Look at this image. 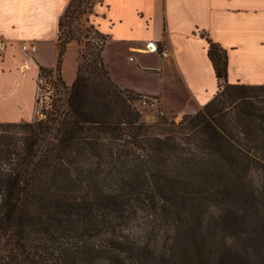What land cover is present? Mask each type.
Masks as SVG:
<instances>
[{
	"label": "trees",
	"instance_id": "obj_1",
	"mask_svg": "<svg viewBox=\"0 0 264 264\" xmlns=\"http://www.w3.org/2000/svg\"><path fill=\"white\" fill-rule=\"evenodd\" d=\"M94 6L67 0L58 19L44 118L0 123V264H264V85H229L226 51L207 40L218 93L145 123L142 95L111 79Z\"/></svg>",
	"mask_w": 264,
	"mask_h": 264
},
{
	"label": "crops",
	"instance_id": "obj_2",
	"mask_svg": "<svg viewBox=\"0 0 264 264\" xmlns=\"http://www.w3.org/2000/svg\"><path fill=\"white\" fill-rule=\"evenodd\" d=\"M155 3L124 0V11L122 8L116 22L121 29L119 40L129 52H145L137 47L142 42L160 48V66L156 71L161 76L164 63L171 61L169 72L173 70L175 79L169 83V109L163 108L160 91L135 92L159 98L162 109L178 118L204 107L219 91L207 54V40L226 51L229 85H264V0H159L158 3L155 0ZM66 5L67 0H0V123L35 120L33 81L40 68L55 71L56 67H48L41 57H34L19 79L13 80L11 73L23 62L22 45L36 46L47 41L56 45L58 19ZM95 12L96 25L108 38L101 30L103 19L97 7ZM139 69L154 70L142 66ZM109 73L113 82L126 88L111 70Z\"/></svg>",
	"mask_w": 264,
	"mask_h": 264
},
{
	"label": "rangeland",
	"instance_id": "obj_3",
	"mask_svg": "<svg viewBox=\"0 0 264 264\" xmlns=\"http://www.w3.org/2000/svg\"><path fill=\"white\" fill-rule=\"evenodd\" d=\"M126 1V0H125ZM134 1V0H130ZM153 4L155 0H151ZM157 3L159 0H156ZM94 9L93 14H96L95 9L99 10V16L103 21H101V30H104L105 34L108 35L106 47L103 52V57L105 63L109 70L112 71L115 79L124 87L129 90L142 91L145 93L158 92L160 91L163 96V108L169 109V83L172 79H175L173 75V70L169 72V64L171 61L169 59L164 63L162 76L156 69L160 66V57L159 52L160 48L156 46V52H129L125 45L119 40L120 25L116 22L118 14L124 11V0H94ZM156 6V5H155ZM95 12V13H94ZM159 12V11H158ZM89 20L88 25L95 26L97 23V18H94L93 15L86 16ZM85 17V19H86ZM84 26H87L83 23ZM152 24V26H154ZM84 41L81 42L79 50L83 48ZM146 42L139 43L137 47L146 49ZM23 46V45H22ZM21 46V53L23 56V62L30 63L32 58L41 57L44 63L48 67H56V45L53 41H47L42 44L36 45V53L33 55H27ZM77 55H78V46L75 42H70L65 51V55L61 62L60 72L64 82L73 83L76 78L77 70ZM22 62V63H23ZM11 63V62H10ZM149 67L153 68V71L142 70L139 67ZM20 73L18 68H13L11 77L13 80L19 79ZM162 77V81L160 79ZM34 86L36 89V83L34 79ZM30 78L28 84L30 86ZM138 93V92H136ZM218 93V91H217ZM216 93V94H217ZM141 94V93H138ZM142 98L139 101L135 102L136 108L141 113V120L145 123L154 122L158 116H164L168 120L174 119L175 122H179L182 117L178 118L169 112H165L159 103V98L145 96L143 94ZM203 108V107H202ZM199 110L185 115H194ZM237 104L232 105L229 102H226L224 105H220L219 109L228 116H236L234 114ZM37 114L35 120H40L44 118L42 109L39 106H36Z\"/></svg>",
	"mask_w": 264,
	"mask_h": 264
},
{
	"label": "built area",
	"instance_id": "obj_4",
	"mask_svg": "<svg viewBox=\"0 0 264 264\" xmlns=\"http://www.w3.org/2000/svg\"><path fill=\"white\" fill-rule=\"evenodd\" d=\"M152 46V48H150ZM22 50L28 55L36 52V46L33 44H25L22 46ZM145 52L153 53L156 52V46L153 44H147ZM28 70L27 63L23 62L19 71L21 73ZM36 89H35V103L41 109L48 110L51 108L53 99L55 98V74L46 75L43 73H38L35 79Z\"/></svg>",
	"mask_w": 264,
	"mask_h": 264
},
{
	"label": "bare ground",
	"instance_id": "obj_5",
	"mask_svg": "<svg viewBox=\"0 0 264 264\" xmlns=\"http://www.w3.org/2000/svg\"><path fill=\"white\" fill-rule=\"evenodd\" d=\"M150 48H152V46H150Z\"/></svg>",
	"mask_w": 264,
	"mask_h": 264
}]
</instances>
